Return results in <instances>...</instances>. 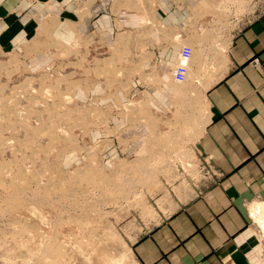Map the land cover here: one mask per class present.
<instances>
[{
	"label": "crops",
	"instance_id": "1",
	"mask_svg": "<svg viewBox=\"0 0 264 264\" xmlns=\"http://www.w3.org/2000/svg\"><path fill=\"white\" fill-rule=\"evenodd\" d=\"M250 13L249 0H0V51L40 66L96 47L123 63L121 86L74 94L122 142L92 156L134 157V189L157 191L161 218L131 246L138 264L263 262L249 205L264 201V10Z\"/></svg>",
	"mask_w": 264,
	"mask_h": 264
},
{
	"label": "rangeland",
	"instance_id": "2",
	"mask_svg": "<svg viewBox=\"0 0 264 264\" xmlns=\"http://www.w3.org/2000/svg\"><path fill=\"white\" fill-rule=\"evenodd\" d=\"M249 5V16L264 10ZM104 56L74 46L32 66L0 51V264H138L131 246L161 218L157 191L134 189V157L92 156L122 142L106 112L74 94L122 85L123 63ZM252 218L264 258L263 221Z\"/></svg>",
	"mask_w": 264,
	"mask_h": 264
},
{
	"label": "built area",
	"instance_id": "3",
	"mask_svg": "<svg viewBox=\"0 0 264 264\" xmlns=\"http://www.w3.org/2000/svg\"><path fill=\"white\" fill-rule=\"evenodd\" d=\"M192 49L189 45L181 46L177 53L176 63L172 69V75L176 81H182L185 77L190 62Z\"/></svg>",
	"mask_w": 264,
	"mask_h": 264
},
{
	"label": "bare ground",
	"instance_id": "4",
	"mask_svg": "<svg viewBox=\"0 0 264 264\" xmlns=\"http://www.w3.org/2000/svg\"><path fill=\"white\" fill-rule=\"evenodd\" d=\"M251 216L260 218L264 225V201L253 202L249 205ZM264 234V231H263ZM264 236V235H263Z\"/></svg>",
	"mask_w": 264,
	"mask_h": 264
}]
</instances>
